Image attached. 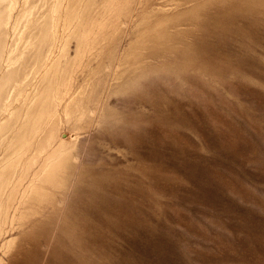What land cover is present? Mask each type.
<instances>
[{
    "label": "rangeland",
    "instance_id": "obj_1",
    "mask_svg": "<svg viewBox=\"0 0 264 264\" xmlns=\"http://www.w3.org/2000/svg\"><path fill=\"white\" fill-rule=\"evenodd\" d=\"M51 1L71 155L0 264H264V0Z\"/></svg>",
    "mask_w": 264,
    "mask_h": 264
},
{
    "label": "bare ground",
    "instance_id": "obj_2",
    "mask_svg": "<svg viewBox=\"0 0 264 264\" xmlns=\"http://www.w3.org/2000/svg\"><path fill=\"white\" fill-rule=\"evenodd\" d=\"M48 1L0 0L1 248L10 242L3 241L7 217L13 221L17 214L16 209L10 210L11 203L16 197L20 202L40 198L46 193L44 186L62 183L71 155L72 148L63 139L64 134L59 135L56 120L70 80L68 54L62 45L61 51L56 53L58 55H54V14L60 2L48 4ZM71 7L79 23L84 21L81 18L88 17L86 7L81 11L78 5L72 3ZM71 30H77V27ZM82 106L77 96L70 98L63 106L66 119L78 120L81 112L78 114L75 108L81 110ZM27 175V184H23L19 196H16L15 192Z\"/></svg>",
    "mask_w": 264,
    "mask_h": 264
}]
</instances>
